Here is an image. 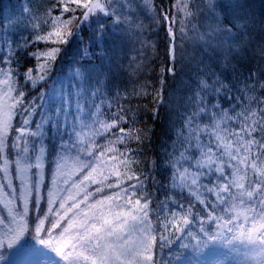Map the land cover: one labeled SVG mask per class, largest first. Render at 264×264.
<instances>
[{"label":"snow or ice","instance_id":"6c2138e0","mask_svg":"<svg viewBox=\"0 0 264 264\" xmlns=\"http://www.w3.org/2000/svg\"><path fill=\"white\" fill-rule=\"evenodd\" d=\"M31 2L21 7V14L33 17V29H40L33 32L37 42L67 45L82 32L83 23L100 16L128 33L136 24L134 0H52L51 12L38 7L34 16ZM8 6L0 0V12ZM241 6L238 0H175L174 15L168 9L160 13L169 40V66L161 70V87L153 93L156 104L166 103L164 78L176 75L178 40L181 59L184 41L196 45L190 59L197 69L205 64L204 56L211 60L218 55L221 69L227 70L247 43L249 22L237 12ZM106 30L104 23L97 25L90 40L101 46L93 52L84 42L82 57L106 55L102 47ZM29 42L31 38L25 41ZM61 51L50 47L40 52L37 75L26 69L33 87L48 79ZM12 63L11 57L0 56V64ZM205 69V77L217 75L210 66ZM75 75L82 74L77 69ZM14 76L13 69L0 67V264H159L157 248L171 246L172 237L181 239L178 233L192 237L187 229L197 217L202 226L192 238L198 249H209L208 257L214 254L212 246L221 241L239 240L256 249L252 264H264V100H256L255 109L245 107L231 115L219 105L209 110L202 93L219 92L223 84L219 78L211 85L206 79L198 80V91L185 97L175 138L165 141L163 163L172 170L170 187L181 195L165 193L153 208L151 193L133 168L137 163L129 155L133 150L117 147L129 141L139 144L144 138L139 130L121 126L126 119L123 108L105 121L99 119L103 113L96 106L95 113L78 115L69 125L67 114L64 121L59 119L63 99L53 118L43 111L42 103L26 102ZM101 76L97 72L93 96L100 92ZM141 87L136 94L147 95V85ZM57 95L53 87L39 99L55 104ZM37 109L41 110L38 122L34 121ZM76 112H83L79 102ZM45 125L61 137L51 149L44 141ZM106 136L112 138L103 145L97 142V137ZM49 163L51 178L46 180ZM197 204L203 206L200 211ZM205 223L208 227H203ZM28 236L38 239L42 247H29Z\"/></svg>","mask_w":264,"mask_h":264},{"label":"trees","instance_id":"16d2710c","mask_svg":"<svg viewBox=\"0 0 264 264\" xmlns=\"http://www.w3.org/2000/svg\"><path fill=\"white\" fill-rule=\"evenodd\" d=\"M3 2L9 6L5 11L0 12V56L11 57L13 63L0 64V67L13 69L16 87L25 93L26 102L35 100L37 104L42 103L43 111L53 118L56 117V110L61 107V99H63L64 111L59 113V119L64 121L67 114L69 125L78 115L95 113L96 106H99L100 112L103 113L99 119L105 121L114 118L115 114H121L119 109L123 108L125 111L122 114L126 119L120 122L121 126L126 130H139L144 138L142 143L129 141L117 147L121 150L127 148L133 150L129 154L131 159L137 161L133 168L140 175L145 190L151 193L153 208L158 201L165 198V193L177 198L181 195L178 189L170 187L172 170L163 163L166 159L165 141L171 142L175 138V131L181 126L179 116L185 105V97L191 96L193 91H198L196 87L198 80L206 79L211 85L219 78L223 84L219 92L209 89L206 93H202L205 106L209 110H214L213 105H219L220 109L228 111L231 115L233 110L240 112L245 107L255 109L257 108L255 101L264 100V0H238L242 6L237 12L243 14L249 22L247 43L239 54L232 58L226 71H223L219 65L218 55L213 56L211 60L208 56H204L205 64H201L197 69L196 62L190 59L196 50V45L184 41L183 59H181L180 41H177L176 75L174 77L167 75L162 86L165 104H156L153 100L154 91L161 87L160 80L164 75L161 70L169 66L167 54L169 40L160 23V13L168 9L169 14L174 15L175 0H148L147 4L145 0L137 1L133 4L135 13L133 18L136 24L133 25V31L130 33L116 27L106 17L92 18L82 24V32L78 33L77 37L70 38L67 45H54L35 40L33 32H40V29H33V17L21 14V7L27 5L29 0H3ZM51 3L52 0H32L33 16L36 8H49ZM49 11L51 12L50 8ZM100 23H104L107 29L102 45L106 55L82 57L81 49L84 42L90 43L93 52L101 46L94 38L90 40ZM177 36H179L178 32ZM30 38L31 42L25 43ZM50 47H61L62 51L51 66L52 71L48 79L38 82L33 87L26 79V69L32 68L33 75H37L36 70L40 61L36 57ZM205 65L210 66L217 75L212 77L209 74L210 78L205 77L203 75L206 70ZM77 69L81 72V77H76ZM97 72L103 73L100 77L102 85L100 92L93 96L92 93L96 90ZM144 85H147V95H137L136 93L141 92V86ZM53 87L58 93L56 103L41 101L39 99L41 94H50ZM77 102L83 109L79 114L76 112ZM37 112L34 121L38 122L41 119V110L37 109ZM87 122L91 123L90 120ZM63 127L65 126L62 124V129ZM64 138L67 139L66 136ZM110 138L112 137L106 136L103 139L97 137V142L103 145ZM60 139L54 127L45 125L44 141L50 149L53 144H58ZM168 150L171 151L170 148ZM51 167L49 163L45 168L46 180L51 178ZM183 195L186 196L187 193ZM202 207L197 204L196 211H200ZM31 218L35 219V213ZM200 219V217L194 219L187 229L192 233V237L199 235L202 226ZM153 222L155 223V215ZM49 226L46 221L45 227ZM203 227H208V224L205 223ZM177 235H182V238L176 240L172 237L174 243L171 246L157 248L156 259L159 264H242L246 258V249H249L247 244H242L239 240H234L231 244L221 241L212 246L214 254L208 257L206 254L209 249H198L196 241L186 234ZM225 235L231 236V234ZM26 240L29 247L33 245L42 247L38 239L33 236L26 237ZM181 244H186L188 247L181 248ZM51 255L57 258L54 252Z\"/></svg>","mask_w":264,"mask_h":264},{"label":"rangeland","instance_id":"374dc122","mask_svg":"<svg viewBox=\"0 0 264 264\" xmlns=\"http://www.w3.org/2000/svg\"><path fill=\"white\" fill-rule=\"evenodd\" d=\"M137 1H139V0H134V4H136ZM45 176H46V172H45ZM248 246H249V249H246V252H245L246 258H245L243 263L241 262L242 264H252V261L250 258L256 255V249L252 245H248ZM56 260H59V257H57ZM43 264H48V262L44 261ZM61 264H63L62 261H61Z\"/></svg>","mask_w":264,"mask_h":264}]
</instances>
